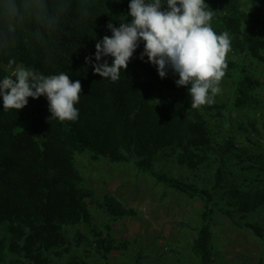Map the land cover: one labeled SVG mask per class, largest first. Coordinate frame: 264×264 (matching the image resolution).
I'll list each match as a JSON object with an SVG mask.
<instances>
[{
	"label": "trees",
	"instance_id": "16d2710c",
	"mask_svg": "<svg viewBox=\"0 0 264 264\" xmlns=\"http://www.w3.org/2000/svg\"><path fill=\"white\" fill-rule=\"evenodd\" d=\"M205 2L214 11L210 21L214 31L235 35L230 48L234 53L264 59L263 36L254 27H245L260 22L261 5L247 14L241 10V0ZM129 4L130 0H0V80L23 65L44 75L63 71L82 84L75 121L52 117L46 96L29 97L20 110H4L0 96V264H50L51 252L63 257L88 241L80 230L72 233L80 224L92 226L94 248L105 259L125 246L94 224L90 203L117 218L136 216L137 211L110 194L95 198L75 161L77 153L86 151L94 160L133 159L158 181L200 196L202 224L192 251L203 264L211 255V217L216 210L264 241L262 225L239 221L234 214L238 211L246 218L264 208V154L249 155L251 174L240 175L245 184L230 185L227 167L245 148L237 146L233 136L218 137L211 131L200 108L191 107L190 86L176 84L178 74L168 69L161 78L147 56L140 59L142 40L119 80L93 71L96 43L112 35L109 23L119 27L121 17L131 21ZM112 59L109 55L100 62L111 64ZM226 62L225 73L230 75L238 63L228 58ZM240 94L238 106L248 98L245 89ZM213 107L224 104L209 106ZM162 158L190 169L210 168L212 187L157 172L155 164ZM235 171L229 173L236 176Z\"/></svg>",
	"mask_w": 264,
	"mask_h": 264
},
{
	"label": "rangeland",
	"instance_id": "374dc122",
	"mask_svg": "<svg viewBox=\"0 0 264 264\" xmlns=\"http://www.w3.org/2000/svg\"><path fill=\"white\" fill-rule=\"evenodd\" d=\"M256 5H261L260 22L256 26L248 23L245 27H254L264 38V0H241V10L247 14ZM122 22L129 21L121 17ZM229 36L232 41L235 35ZM227 58L238 63L237 69L230 75L225 73L215 102L201 106L200 110L215 135L233 136L235 144L245 148L244 154L233 156L226 174L230 185L242 186L245 183L240 175L249 177L252 171L248 169L251 162L247 157L264 154V59L234 53L232 49ZM241 89H245L248 98L238 106ZM214 104H224V107L209 108ZM75 161L84 184L94 190L97 200L106 194L113 195L125 206L133 207L137 215L117 218L90 203L95 214L94 224L125 246L112 250L105 259L94 248L92 226L80 224L72 233L80 230L88 236V241L74 246L63 257L51 252L50 264L73 260L85 264H203L192 251L193 239L202 224L204 201L200 196H189L158 181L153 174L140 169L133 159L129 162L94 160L86 151L77 153ZM154 169L201 187L211 188L214 183V171L204 165L190 169L171 158H162ZM230 169H235L237 175L230 174ZM234 214L239 221L258 222L264 227V208L246 218L241 212ZM211 229V255L206 264H264V241L248 227L236 224L230 216L216 210L211 217Z\"/></svg>",
	"mask_w": 264,
	"mask_h": 264
},
{
	"label": "clouds",
	"instance_id": "9594fccd",
	"mask_svg": "<svg viewBox=\"0 0 264 264\" xmlns=\"http://www.w3.org/2000/svg\"><path fill=\"white\" fill-rule=\"evenodd\" d=\"M130 22L119 27L109 23L112 35H105L95 45L93 71L112 81L120 79L130 59L144 42L140 59L157 67L161 78L168 69L178 74V86L188 87L191 107L198 109L211 105L220 94V82L227 69V54L231 48L228 32L217 34L210 21L214 11L205 0H130ZM111 56L112 63L100 62ZM90 62V57H85ZM10 65L15 60H9ZM82 84L72 81L68 74L44 75L33 68L16 67L11 75L0 80V96L3 109L20 110L28 104V98L46 96L52 117L60 121H75L79 110Z\"/></svg>",
	"mask_w": 264,
	"mask_h": 264
}]
</instances>
